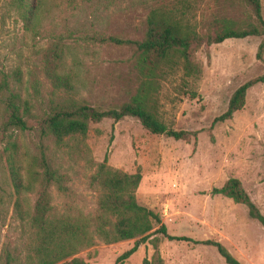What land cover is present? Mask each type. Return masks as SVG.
<instances>
[{"label": "rangeland", "instance_id": "obj_1", "mask_svg": "<svg viewBox=\"0 0 264 264\" xmlns=\"http://www.w3.org/2000/svg\"><path fill=\"white\" fill-rule=\"evenodd\" d=\"M264 20V0H259ZM198 33H205L214 20L228 19L235 26L254 24L251 8L236 0H24L18 8L12 0H0V77L11 91L27 98L35 116L51 97L52 89L41 71V51L54 37L66 45L61 72L71 79V96L89 106L106 110L126 102L138 84L136 47L130 44H97L95 36L141 41L149 10L179 8ZM260 37L225 39L202 45L193 55L199 67L196 79L167 71L159 79L155 106L158 119L169 129L191 134L188 141L150 134L138 121L123 117L104 118L89 124L82 140L56 146L47 142V154L55 167L69 177L73 204L83 215H93L97 192L86 187L94 165L106 157L112 169L140 174L136 202L156 214L168 240L159 233L138 243L122 264H225L210 246L195 241L221 243L240 264H264V228L247 216L246 208L222 195H212L230 179H237L264 217V82L247 89L244 104L231 119L212 124L226 109L233 91L264 69L255 58ZM19 74V83L13 74ZM189 92L194 96L189 97ZM0 93V113L4 102ZM35 128V122L29 121ZM194 134V135H192ZM23 165L36 154V132L12 131ZM0 140V263L4 249L17 261L24 255V237L12 218L13 190ZM86 153V155L84 154ZM92 162V167L88 165ZM52 205L62 209V199L51 191ZM28 202L33 200L29 194ZM153 224V229L157 228ZM155 241V247L150 240ZM135 240L91 247L72 257L87 264H114Z\"/></svg>", "mask_w": 264, "mask_h": 264}, {"label": "trees", "instance_id": "obj_2", "mask_svg": "<svg viewBox=\"0 0 264 264\" xmlns=\"http://www.w3.org/2000/svg\"><path fill=\"white\" fill-rule=\"evenodd\" d=\"M18 8L24 0H12ZM248 5L255 17L254 24L237 27L228 19L214 20L205 33H198L194 24L185 16V7L149 10L146 29L141 41L130 42L112 36H95L94 42L124 45L132 43L137 50L136 71L138 84L134 94L117 107L100 110L85 101L71 96L73 86L70 77L61 72L66 45L60 36L52 38L41 51V71L52 89L51 97L44 109L35 116L32 104L18 92H12L4 76L0 77V93L5 98L0 113V140L4 141L3 153L7 167V181L13 190L12 218L18 224L24 237V255L17 261L7 249L3 251L0 264H87L72 257L82 249L91 247L96 239L104 244L123 240H135L133 246L115 259L122 262L134 253L138 243L159 233L168 240H182L181 237L167 235L159 217L135 200V190L140 181L138 171L128 174L106 165V157L94 165L86 179L87 189L97 192L96 210L93 215H83L73 204V192L68 187L69 177L65 171L52 164L47 154V142L59 146L66 141L82 140L89 124L104 118L118 121L131 117L150 134H161L174 140L188 141L185 131L167 128L156 115L155 96L159 89V79L168 72L178 70L185 78L196 79L199 67L193 62L194 52L202 45L220 43L225 39L260 37L255 58L262 61L264 52V20L260 15L259 0H236ZM14 82L19 83V74L14 72ZM264 82L262 73L239 85L230 95L226 109L213 119L212 124L231 119L242 108L247 89ZM194 93L189 92V97ZM35 122V128L29 125ZM35 129L36 154L25 165L17 154V144L12 139V131L23 132ZM194 135V134H192ZM86 155V153L84 152ZM92 167V162H88ZM53 191L62 201V209L57 211L52 205ZM212 195H222L233 203L246 208L247 216L264 228V217L251 202L248 195L235 178L226 180L221 187L212 188ZM33 200L28 202V195ZM153 224L157 228L153 229ZM155 247V239L150 240ZM195 244L213 247L225 264H240L219 242L213 240L195 241ZM142 264H161L155 262Z\"/></svg>", "mask_w": 264, "mask_h": 264}]
</instances>
